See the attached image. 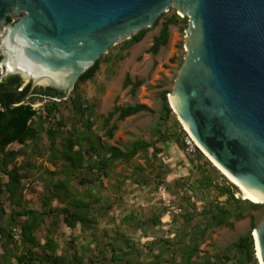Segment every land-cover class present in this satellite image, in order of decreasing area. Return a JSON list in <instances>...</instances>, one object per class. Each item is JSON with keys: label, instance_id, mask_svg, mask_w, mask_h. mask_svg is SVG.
Masks as SVG:
<instances>
[{"label": "water", "instance_id": "obj_1", "mask_svg": "<svg viewBox=\"0 0 264 264\" xmlns=\"http://www.w3.org/2000/svg\"><path fill=\"white\" fill-rule=\"evenodd\" d=\"M171 6L188 24L167 104L209 161L264 203V0H0V73L28 83L25 97L37 86L66 96ZM251 235L264 264V215Z\"/></svg>", "mask_w": 264, "mask_h": 264}, {"label": "trees", "instance_id": "obj_2", "mask_svg": "<svg viewBox=\"0 0 264 264\" xmlns=\"http://www.w3.org/2000/svg\"><path fill=\"white\" fill-rule=\"evenodd\" d=\"M159 19H161L159 29L146 48V52L152 55H156L160 48L168 43L171 25H178V29L183 31L188 24L186 16L182 17L176 12L170 15L161 13L150 27L143 28L123 40L116 60H122L125 55L121 51L129 48L133 43L140 42L148 30L158 25ZM175 59L176 57H170L169 61ZM100 62L99 57L78 77L73 90L66 96L50 87H39V90L33 91L25 98L29 85L19 88V77L16 74L8 75L0 81V197L7 202L9 208L7 212L4 202L0 200V248L2 249L0 264H69L66 257L55 254L57 243L53 238L51 227L58 223L59 218L69 228H74L78 224L83 227L90 225L95 221L91 203L100 201L90 189L81 193L73 188L70 182L75 178V173L82 171L85 174L78 178V182L82 185L95 180L102 185L100 178L110 177L119 163L129 164L138 153L145 154L150 147L154 155L160 151L154 146V142L145 139L132 140L122 148L106 144L93 128L92 106L81 99L76 90L80 84L94 78ZM142 83V79H132L129 73H125L122 88L128 87V92L133 96ZM167 93V90L159 92L161 113L160 122L152 131L155 136L154 141L167 143L174 140L183 147L182 137L185 131L167 104ZM42 99L46 100L42 101L39 108H35L33 104L36 100ZM63 107L68 108L72 115L69 128H66L61 116ZM141 112L152 114L154 110L144 103L136 102L126 105L114 104L106 113L98 114L103 136L108 139L113 137L117 129L116 123L112 122L114 116L116 121H121ZM43 135L48 142L47 161L54 166V170L44 169L46 178L43 184L41 209H35L29 207L23 198L22 179L27 174L22 173L21 170L28 171L27 165L31 169H40V167L28 161L20 164L14 161L18 156H42L40 142ZM13 143L20 144L21 147L7 149V146ZM193 161H196L194 169L197 172L194 181L176 184L191 192V195L186 194L182 197L183 206L179 204L184 209L182 218L187 224L186 231L181 236L178 234L173 240L160 238L161 244L157 246V253L152 250L155 240L144 245L148 248L145 252L139 241L123 234L119 235L122 244L110 245L109 264L118 262L160 264L162 261L168 264H258L251 233L258 224L254 213L257 212L262 217L264 203L253 202L236 195L239 192L238 187L227 181L198 148L194 152ZM138 169L141 167L138 166ZM214 174L216 178L213 177ZM57 175L62 177L55 178ZM135 181L140 182L139 178ZM198 191L203 194L200 199L205 198V200L201 209L196 211L194 203L190 202V197L199 198ZM211 191L215 192V197L208 198L206 194ZM220 196L224 199L217 200ZM53 201L58 205L52 206ZM162 215L163 211L154 214L148 218V222L159 225ZM47 218H52V221L46 228L44 242L40 243L37 232L45 226ZM245 218L249 220L248 230L239 234L221 251L210 254L199 249L209 230L216 227L233 229L235 222ZM134 219L133 213H129L121 219V222L132 223ZM16 235L19 246L15 243ZM165 254L168 257L163 259ZM146 257H151L152 260L145 262ZM175 257H178V261H175ZM70 264L101 263L93 259L84 262L82 257H77Z\"/></svg>", "mask_w": 264, "mask_h": 264}, {"label": "rangeland", "instance_id": "obj_3", "mask_svg": "<svg viewBox=\"0 0 264 264\" xmlns=\"http://www.w3.org/2000/svg\"><path fill=\"white\" fill-rule=\"evenodd\" d=\"M173 12L177 11L171 6L165 12V15H170ZM160 21L161 19H159L158 25L145 33L144 38L140 42L133 43L129 48L122 50L121 53L125 56L118 61L116 56L120 52L119 48L124 39L117 41L106 53L100 56L101 62L94 78L77 87L76 91L81 99L92 106L91 119L93 120V128L101 135L104 143L122 148L132 140L145 139L154 142V146L159 148L160 151L154 155L152 147H150L147 153H138L129 164L119 163L110 177L100 178L102 185L96 180L82 185L78 182V178L85 176V174L82 171L75 173V178H72L70 182L73 188L81 193H85L90 189L100 201L91 203L95 221L90 225L83 227L78 224L74 228H69L59 218L58 223L51 227L53 238L57 243L55 254L66 257L69 264L77 257H82L84 262L88 259H93L101 264H109L110 245H121L122 239L119 235L122 234L139 241L145 252L148 251V248L144 247V245L155 240L156 243L152 246V250L157 253V246L161 244L160 238L173 240L178 234L181 236L186 231L187 224L182 218V213L184 212L182 197L186 194L191 195V192L176 184L177 182H193L197 176V172L194 169L196 161L192 162L194 153H188L184 144L181 147L174 140L167 143L155 142V136L152 133L153 128L160 122L161 101L159 92L167 90L166 96L168 99L183 60L185 29L180 31L178 25H171L169 27L168 43L161 47L156 55H152L146 52V48L151 44L152 36L157 33ZM170 57H176V59L169 61ZM125 73H129L132 79L140 78L143 80V83L133 96L128 92V87L122 88ZM43 100H36L33 106L39 108ZM136 102L148 105L154 110V113L141 112L126 117L121 121H116L114 116L112 122L116 123L117 129L113 137L108 139L103 136V130L100 128L97 115L106 113L114 104L126 105ZM172 113L177 119L175 113L173 111ZM61 116L65 121L66 128H69L72 121L69 109L63 107ZM47 146V139L43 135L40 142V149L43 152L42 156H18L14 161L16 164L28 161L30 164L40 167V169H31L27 165L28 171L21 170L22 173L27 174L22 179L24 187L23 198L27 201L29 207L35 209H41L43 184L46 178L44 169L54 170V166L47 161L49 155ZM19 147H21L20 144L13 143L7 146V149H18ZM138 166L141 169H138ZM215 168L217 169V167ZM217 170L220 174H223L219 169ZM223 176L227 181L231 182L224 174ZM58 177H62V175L55 176V178ZM213 177L216 178V174ZM136 178H139L140 182H136ZM160 184L165 188H169L166 192L171 198V204L178 208V211L176 213L171 212L168 218L165 216L166 207L156 190V187ZM197 194L199 198L192 196L190 197V202H193L196 211H199L205 198L200 199L203 194L199 191ZM206 195L208 198H213L215 197V192H207ZM236 195L243 196L240 189ZM223 199V196L217 198V200ZM0 200L3 201V198L0 197ZM3 202L8 212L7 202ZM179 204H182V206ZM57 205L56 201L52 202V206ZM162 211L163 215L160 218L161 223L159 225H152L148 222L149 217ZM129 213H133L134 222L122 223L121 219ZM254 214L256 222L259 224L262 218L261 214L257 212ZM51 221L52 218H47L45 226L37 232L40 243L44 242L46 228L50 226ZM248 228V218L235 222L233 229L226 227L213 228L207 232V237L199 246V249L210 254L219 252L235 240L239 234L246 232ZM14 239L19 246L18 236L16 235ZM20 250V247H18V251ZM1 253L2 249L0 248ZM167 257L168 255L165 254L163 259ZM150 260H152L151 257L144 259L145 262ZM175 261H178V257H175ZM12 262L15 263V260L12 259ZM257 263L259 264L258 259ZM160 264L168 263L162 261Z\"/></svg>", "mask_w": 264, "mask_h": 264}, {"label": "built area", "instance_id": "obj_4", "mask_svg": "<svg viewBox=\"0 0 264 264\" xmlns=\"http://www.w3.org/2000/svg\"><path fill=\"white\" fill-rule=\"evenodd\" d=\"M45 100L46 99H44L43 101ZM182 129L185 131V134L182 137V142L185 146V150L188 153H194L196 151V148H198V146L183 126ZM156 190L159 196L161 197L164 206L166 207L165 216L168 218L171 212L176 213L178 211V208H175L171 204V198L167 194L165 187L160 184L156 187Z\"/></svg>", "mask_w": 264, "mask_h": 264}, {"label": "flooded vegetation", "instance_id": "obj_5", "mask_svg": "<svg viewBox=\"0 0 264 264\" xmlns=\"http://www.w3.org/2000/svg\"><path fill=\"white\" fill-rule=\"evenodd\" d=\"M19 15H14V16H8L7 17V24H10V23H12L13 21H15L16 19H17V17H18ZM1 57V56H0ZM8 75H11V74H3V73H0V81L3 79V78H5L6 76H8ZM18 76V75H17ZM19 77V76H18ZM28 83H23V81L21 80V78L19 77V88H22V87H24L25 85H27ZM29 85V84H28ZM35 90H39V87L37 86V87H35L34 88V90L33 91H35ZM56 91V90H55ZM57 92V91H56ZM59 93V92H58ZM32 94V93H31ZM30 94V95H31ZM29 96V95H28ZM26 98V97H25Z\"/></svg>", "mask_w": 264, "mask_h": 264}, {"label": "bare ground", "instance_id": "obj_6", "mask_svg": "<svg viewBox=\"0 0 264 264\" xmlns=\"http://www.w3.org/2000/svg\"><path fill=\"white\" fill-rule=\"evenodd\" d=\"M184 126V128L187 130V127L185 126V125H183ZM219 168V167H218ZM220 169V171L223 173V174H225L226 175V177H228L232 182H234L237 186H238V188L240 189V191H241V193H242V195L245 197V198H247V199H250V200H252V201H256L243 187H241L230 175H228L224 170H222L221 168H219ZM257 255H258V253H257ZM259 257V256H258ZM260 260V259H259ZM260 264H262L261 263V261H260Z\"/></svg>", "mask_w": 264, "mask_h": 264}, {"label": "crops", "instance_id": "obj_7", "mask_svg": "<svg viewBox=\"0 0 264 264\" xmlns=\"http://www.w3.org/2000/svg\"><path fill=\"white\" fill-rule=\"evenodd\" d=\"M169 35H170V30H169ZM169 41V40H168Z\"/></svg>", "mask_w": 264, "mask_h": 264}]
</instances>
